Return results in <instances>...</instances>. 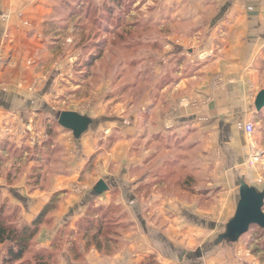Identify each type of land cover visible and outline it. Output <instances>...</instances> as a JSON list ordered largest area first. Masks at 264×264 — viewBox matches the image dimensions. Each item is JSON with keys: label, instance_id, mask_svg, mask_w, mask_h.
<instances>
[{"label": "crops", "instance_id": "obj_1", "mask_svg": "<svg viewBox=\"0 0 264 264\" xmlns=\"http://www.w3.org/2000/svg\"><path fill=\"white\" fill-rule=\"evenodd\" d=\"M159 3L171 14L158 18L156 34L178 40L183 59L154 102L147 96L140 102L138 147L124 140L99 154L96 139L79 141L56 127L54 142L65 148L61 171L41 191L25 184L35 162L29 159L26 167L25 159L35 153L36 162L41 160L45 122L54 111L51 98L59 99L48 94L50 81L42 83L44 62L51 58L44 48L51 28L44 26L56 18L48 15L47 0H0V58H6L0 70V169L21 167L10 178H17L16 185L5 193L19 204L27 223L60 194L50 222L35 238L36 250L59 249L56 264H210L203 248L219 219L212 220L210 204L199 206L196 199L210 203L212 187L218 185L222 190L214 200L231 199L234 213L237 186L228 184L242 178L251 185L252 175H243L242 168L244 127L264 126V109L256 112L253 106L264 90V0ZM168 28L170 35L163 36ZM11 147L15 156L9 155ZM99 180L108 191L95 196ZM5 181L6 175L0 177L1 184ZM196 183L202 186L196 189ZM89 201L96 209L112 206L120 212L117 239L106 249L75 239Z\"/></svg>", "mask_w": 264, "mask_h": 264}, {"label": "rangeland", "instance_id": "obj_2", "mask_svg": "<svg viewBox=\"0 0 264 264\" xmlns=\"http://www.w3.org/2000/svg\"><path fill=\"white\" fill-rule=\"evenodd\" d=\"M47 1L46 10L50 12L48 15L56 20L44 26V29L51 28V35L44 34V48L46 51L50 49L51 58L44 62L48 67L42 83L45 85L50 81L48 94L59 99L55 101L51 98L50 105L54 111H51V118L45 122L44 127V132L46 127L53 131L49 141L50 148L40 152L41 160L37 162L35 153L28 154L25 159L26 167L27 162H30L29 159L35 162L33 161L34 165L30 173L24 177L28 189L32 187L41 191L49 186L48 179L61 171L59 164L65 148L54 142L56 141L54 131L58 127L57 119L61 112L74 111L94 122L78 140L86 137L93 138V141L96 139L100 148L99 154H103L101 150H108L124 140H130L132 146L137 148L140 102L145 101V96L154 102L157 91L173 76L183 59L179 57L176 47L178 40H161L156 34L160 29V25H156L158 18L162 15L165 20L171 14L170 8L160 7V0ZM170 31L168 28L163 32V36L170 35ZM5 64L6 58H0V70H3ZM63 88L62 94L59 91ZM254 136L259 137V142ZM2 139V143L7 142L6 139ZM245 139L247 142L246 157L242 167L243 175L250 173L252 179L249 184L263 189L264 126L255 127L252 134L246 135ZM12 148L9 155L15 156L16 154H12L14 149ZM54 152L57 154L56 158H52ZM256 152H259L260 159L251 165L250 159ZM49 157L52 159L50 165L47 161ZM14 159L15 157L12 158L13 161ZM19 169L21 167H16L15 164L10 168L0 169V177H5L7 174L9 176L5 184L0 183V191L3 190L5 193L8 188L16 185L17 178H10ZM21 171L24 174L25 168L22 167ZM20 179L22 177L18 181ZM92 184L93 182L89 183L90 190ZM194 186L197 189L202 185L196 183ZM229 186L234 189L237 185L232 183L228 184ZM221 190L218 185L212 187L210 203L199 199L195 201L197 205L205 208L210 204L213 212L212 220L219 219L217 229L211 232L206 244L222 233L224 224L231 217L230 213H233L231 199L226 200L225 203L223 200H214ZM5 194L7 197L2 201L6 213L12 214L16 222H25L20 215L19 204L9 196V193ZM223 205L231 207V210L227 212ZM92 207L93 204L89 201L85 209L87 215L91 213ZM219 212L221 215H218ZM113 213L120 212L111 206L109 211L107 210V223L115 220L114 216L109 215ZM97 214L99 216L101 212ZM85 227V221L77 225L79 233L75 239H82L81 233ZM103 234L113 236V229L105 230ZM87 239L89 235L84 237V240ZM2 252L3 248L0 247V258ZM203 253L208 257L210 264H264V232L255 227L250 228L236 243H222L214 248H203Z\"/></svg>", "mask_w": 264, "mask_h": 264}, {"label": "trees", "instance_id": "obj_3", "mask_svg": "<svg viewBox=\"0 0 264 264\" xmlns=\"http://www.w3.org/2000/svg\"><path fill=\"white\" fill-rule=\"evenodd\" d=\"M51 135H53L52 129L46 127V140L42 143L41 152H43V148L45 150L50 148ZM8 177L7 174L6 179H9ZM59 195V193L53 194L36 217L30 223H26L16 222L13 220L12 214L6 213L0 191V247L3 248L1 264H56L55 257L59 253V249L56 248L54 251L36 250L35 238L42 226L50 222L53 212L58 207ZM110 208L96 209L92 207L91 213L89 215L85 213L83 218L78 221V224L81 221L86 223V227L81 233L83 240L89 235L86 245L95 244L99 249H106L109 243L116 241L119 222L116 219L117 214L113 213L109 215L114 216L115 220L107 223V210L109 211ZM98 212H101V215L98 216ZM108 229H113V236H104V231ZM72 251L77 252V249L73 247Z\"/></svg>", "mask_w": 264, "mask_h": 264}, {"label": "water", "instance_id": "obj_4", "mask_svg": "<svg viewBox=\"0 0 264 264\" xmlns=\"http://www.w3.org/2000/svg\"><path fill=\"white\" fill-rule=\"evenodd\" d=\"M256 112L264 109V90L260 91L253 103ZM94 124L88 117L74 112H61L57 125L64 131L72 134L78 140ZM108 191L104 181L99 180L93 188V195L99 196ZM235 209L232 217L224 224L222 233L204 248H214L220 244H233L246 234L250 228H258L264 232V189L259 190L248 185L239 178L235 191Z\"/></svg>", "mask_w": 264, "mask_h": 264}, {"label": "built area", "instance_id": "obj_5", "mask_svg": "<svg viewBox=\"0 0 264 264\" xmlns=\"http://www.w3.org/2000/svg\"><path fill=\"white\" fill-rule=\"evenodd\" d=\"M253 130H254L253 125H252L251 123H246V125H245V127H244V131H245L246 135L250 136V135L252 134ZM259 157H260V156H259V152H256V153L252 156V158L250 159V162H249V163L252 165L253 162H255V161H257L258 159H260Z\"/></svg>", "mask_w": 264, "mask_h": 264}]
</instances>
